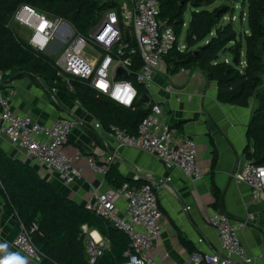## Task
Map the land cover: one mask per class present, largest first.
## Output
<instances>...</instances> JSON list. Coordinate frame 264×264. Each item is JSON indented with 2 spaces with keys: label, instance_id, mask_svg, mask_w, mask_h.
Instances as JSON below:
<instances>
[{
  "label": "built area",
  "instance_id": "2783aa9c",
  "mask_svg": "<svg viewBox=\"0 0 264 264\" xmlns=\"http://www.w3.org/2000/svg\"><path fill=\"white\" fill-rule=\"evenodd\" d=\"M117 1V7L101 13L88 34L78 32L66 19L50 17L29 4L15 11L11 23L27 32V42L33 49L46 53L55 61L57 75L69 91H75V81H84L116 104L134 109L140 94L128 77L133 75L144 86L150 112L140 122L137 133L131 134L117 124L104 128L98 122L95 128L104 129L110 136L105 140L111 147L107 155L109 165L103 166L91 156L86 157V165L105 176L121 149L135 148L163 162L170 175L163 184L145 181L140 186H132L126 182L120 188L110 186L106 189L98 185L93 188L86 207L129 236L127 260L123 264H160L157 257L148 254L163 234L164 213L159 204V190L172 181L175 174L193 183L202 180L204 174L197 163L196 140L175 134L152 92L156 69L175 47L174 29L159 19L157 0ZM126 29L130 31L129 39ZM58 39L61 42L56 43ZM60 44L64 45L62 49ZM137 54H140L142 66L135 71L133 58ZM119 68L127 72V77L118 74ZM166 89L170 93L175 90L172 84ZM16 93L13 80L6 81L0 71V137L18 145L29 160L57 173L65 184H73L82 176L83 169L77 167L75 161L83 155L78 153L71 157L63 147L69 143L79 120L63 117L47 124L28 114L15 115ZM233 178L250 188L255 203L264 204V165L247 160L234 172ZM253 217L249 214L246 218L233 219L222 211L213 210L210 223L218 234L219 248L192 252L188 264H258L264 254H250L241 239V233ZM21 226L14 240L15 247L25 255L28 263L42 261V253L34 244L30 230L22 223ZM36 229L38 224L34 222L32 230ZM89 229L87 225L82 226L88 262L96 264L109 248L110 241L106 237L96 239ZM203 241L199 239V243ZM164 258H169V254Z\"/></svg>",
  "mask_w": 264,
  "mask_h": 264
},
{
  "label": "trees",
  "instance_id": "16d2710c",
  "mask_svg": "<svg viewBox=\"0 0 264 264\" xmlns=\"http://www.w3.org/2000/svg\"><path fill=\"white\" fill-rule=\"evenodd\" d=\"M157 1L159 19L172 27L177 37L175 47L165 57L171 71L201 68L210 81L217 83L221 102L249 106L253 101L247 131L249 145L244 155L247 160L264 165V0H242V4L248 6L246 32L238 31L232 20L223 22L230 8L225 11L219 7L210 9L217 0ZM23 4L32 5L50 17L64 18L78 32L88 34L101 13L117 7L118 1L0 0V71L5 80L30 75L66 89L57 75L55 61L33 49L11 23L15 11ZM188 10L191 11L189 22L185 17ZM185 26V48L180 49L179 37ZM133 61L132 69L137 71L142 66L140 54L135 55ZM128 78L136 84L140 97L147 93L133 75ZM67 92L105 128L117 124L135 134L150 112L148 103L143 104L140 99L134 109H129L80 80L75 81V91ZM105 179L116 188L126 182L132 186L143 183L123 177L113 165ZM0 193L20 222L30 230L34 244L42 253L43 264H89L83 225L99 231L110 241L109 248L96 264H123L127 260L125 253L130 239L123 230L87 209L86 205L67 197L33 165L11 157L1 146ZM34 222L38 224L36 230H32Z\"/></svg>",
  "mask_w": 264,
  "mask_h": 264
},
{
  "label": "crops",
  "instance_id": "0c3cea01",
  "mask_svg": "<svg viewBox=\"0 0 264 264\" xmlns=\"http://www.w3.org/2000/svg\"><path fill=\"white\" fill-rule=\"evenodd\" d=\"M13 82L17 92L13 100L15 115L28 114L47 124L63 117L79 120L63 150L71 157L78 153L83 155L75 161V165L83 169L82 176L67 185L57 173L29 160L24 151L6 137H0V146L11 157L33 165L43 178L54 183L67 197L86 205L94 187H110L103 174L95 173L86 165L88 156L103 166L109 165L107 155L111 147L105 140L110 136L104 129L95 128V124L101 121L78 100L72 99L64 87L30 75L19 76ZM168 84L175 88L172 93L166 89ZM152 92L175 134L196 140L197 163L204 177L193 183L175 174L173 180L159 190V204L164 213L163 234L148 254L157 257L160 264H188L194 251L217 250L220 244L218 234L210 223L213 210L222 211L233 219L253 214V220L241 233V239L250 254H264V204L255 203L250 188L233 178L234 172L247 161L244 150L249 145L247 131L253 101L249 106L225 104L218 98L217 83L210 81L201 68H182L173 72L165 59L156 69ZM147 105L150 106V102ZM112 165L123 177L136 182L163 184L170 175L163 162L135 148L121 149ZM21 228L17 214L0 193V243L7 242L9 251L25 256L14 245ZM89 232L96 239L103 237L95 229L90 228ZM201 238L203 243H199ZM167 254L169 258H164ZM258 264H264V258Z\"/></svg>",
  "mask_w": 264,
  "mask_h": 264
},
{
  "label": "rangeland",
  "instance_id": "374dc122",
  "mask_svg": "<svg viewBox=\"0 0 264 264\" xmlns=\"http://www.w3.org/2000/svg\"><path fill=\"white\" fill-rule=\"evenodd\" d=\"M219 7L223 9L224 11L227 10L226 8H230V13L227 14L226 17H224L223 22L227 23L228 21L232 20L234 22V26L238 31L246 32L248 29V22H247V12H248V6H244L242 4V0H217L215 4L210 6V9ZM244 13V19L242 21V14ZM186 21L189 22L191 18V11L188 10L186 13ZM17 31L20 33V35L26 40L27 34L24 33L23 29L18 26L17 24H14ZM187 27L185 26L184 31L182 35L179 37V44L182 45L185 43V37H186ZM61 42L59 39L56 43ZM64 45L60 44V49H62ZM46 54V53H45ZM228 59L231 60V57ZM88 238V235H87Z\"/></svg>",
  "mask_w": 264,
  "mask_h": 264
},
{
  "label": "clouds",
  "instance_id": "9594fccd",
  "mask_svg": "<svg viewBox=\"0 0 264 264\" xmlns=\"http://www.w3.org/2000/svg\"><path fill=\"white\" fill-rule=\"evenodd\" d=\"M0 264H28V260L25 256L19 252L9 251V245L7 242L0 243Z\"/></svg>",
  "mask_w": 264,
  "mask_h": 264
},
{
  "label": "water",
  "instance_id": "95a60500",
  "mask_svg": "<svg viewBox=\"0 0 264 264\" xmlns=\"http://www.w3.org/2000/svg\"><path fill=\"white\" fill-rule=\"evenodd\" d=\"M125 33H126L127 39H129V37H130V31H129V29H126L125 30ZM196 53H198V50L196 51ZM118 74L123 75L124 77H127V72L123 68H119L118 69ZM140 101L143 104H147L149 102V96L147 94H143L140 97Z\"/></svg>",
  "mask_w": 264,
  "mask_h": 264
}]
</instances>
